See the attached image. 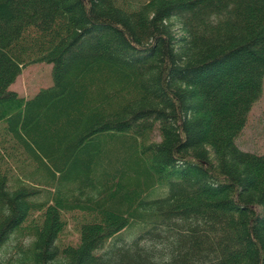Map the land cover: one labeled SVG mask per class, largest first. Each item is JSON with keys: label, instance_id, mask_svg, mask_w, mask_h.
Returning a JSON list of instances; mask_svg holds the SVG:
<instances>
[{"label": "trees", "instance_id": "trees-1", "mask_svg": "<svg viewBox=\"0 0 264 264\" xmlns=\"http://www.w3.org/2000/svg\"><path fill=\"white\" fill-rule=\"evenodd\" d=\"M263 84L264 0H0V264H264Z\"/></svg>", "mask_w": 264, "mask_h": 264}, {"label": "rangeland", "instance_id": "rangeland-1", "mask_svg": "<svg viewBox=\"0 0 264 264\" xmlns=\"http://www.w3.org/2000/svg\"><path fill=\"white\" fill-rule=\"evenodd\" d=\"M52 68L53 64L48 62L25 66L10 89L22 95L33 96L42 88L53 84ZM236 142L244 150L264 152V84L263 92L249 114L247 126Z\"/></svg>", "mask_w": 264, "mask_h": 264}]
</instances>
